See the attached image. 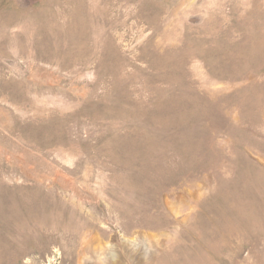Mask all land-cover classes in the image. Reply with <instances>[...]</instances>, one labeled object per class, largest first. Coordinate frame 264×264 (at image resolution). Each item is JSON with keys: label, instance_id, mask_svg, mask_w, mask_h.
<instances>
[{"label": "rangeland", "instance_id": "374dc122", "mask_svg": "<svg viewBox=\"0 0 264 264\" xmlns=\"http://www.w3.org/2000/svg\"><path fill=\"white\" fill-rule=\"evenodd\" d=\"M0 264H264V0H0Z\"/></svg>", "mask_w": 264, "mask_h": 264}]
</instances>
